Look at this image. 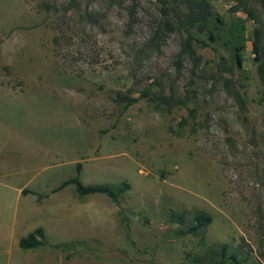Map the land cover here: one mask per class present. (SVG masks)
Segmentation results:
<instances>
[{"label":"rangeland","instance_id":"1","mask_svg":"<svg viewBox=\"0 0 264 264\" xmlns=\"http://www.w3.org/2000/svg\"><path fill=\"white\" fill-rule=\"evenodd\" d=\"M235 1H212L214 38L202 34L198 62L185 55L177 67L183 34L165 29L158 0H0V181L25 189L12 204L0 189L12 223L0 264H230L221 245L232 264H264V85L252 42L259 27L264 43V12L250 0L251 18ZM147 86L195 94L166 110L141 95ZM118 92L137 99L124 106ZM77 161L85 184L130 187L118 201L73 183L54 190ZM197 211L211 219L191 232ZM37 226L46 243L21 248Z\"/></svg>","mask_w":264,"mask_h":264},{"label":"trees","instance_id":"2","mask_svg":"<svg viewBox=\"0 0 264 264\" xmlns=\"http://www.w3.org/2000/svg\"><path fill=\"white\" fill-rule=\"evenodd\" d=\"M74 1V0H70ZM161 4V14L163 16L164 27L167 30H178L181 35L180 49L176 54V66L180 67L182 59L185 55L190 56L193 61L198 62L200 56L196 53L194 42L199 41L206 44L205 36L208 38H214V33L210 29V23L212 21L215 10L212 4L213 0H158ZM264 12V0H257ZM46 6L51 7L50 4L46 3ZM52 8V7H51ZM56 9V7H53ZM233 9L242 10L247 13L251 18H256L254 7L251 5L250 0H236L232 5ZM217 20H222L221 17L217 16ZM203 34V35H202ZM243 24L236 29V35L232 42L233 59L237 66L241 65L242 53L241 49L244 47V43L238 41V36L243 37ZM253 50L255 52V59L259 60L257 63V71L261 82L264 85V43L262 40V32L259 27L254 28ZM220 64L226 71L232 72V66L227 62L225 57H221ZM236 92L238 99L242 101L240 94ZM195 90L192 87L186 89V93L176 95L174 93L155 92L149 86L145 87L141 91L142 96H147L156 104H159L163 109L170 110L172 105H184L187 104L194 96ZM137 99L136 96L128 95L123 92L116 94V100L123 102L124 106L131 104ZM262 99L264 100V90L262 92ZM190 114L193 113V108H189ZM193 115V114H192ZM185 120V117H184ZM81 162L77 161L75 164V174L64 179L54 190H57L68 183H73L75 190L78 195L82 196L88 193H104L109 196L113 201H118L119 196L125 192L129 187L130 183L127 180H122L118 184H110L109 182L89 183L85 184L80 180ZM25 189H22L24 192ZM211 217L209 214L203 211L195 212L193 216V222L188 226V230L191 232L203 231L205 225L210 221ZM179 220H182L179 216ZM46 243L44 228L37 226L34 229L22 235L18 244L21 248H31L43 245ZM61 245V244H60ZM54 244V246H60ZM218 253L220 254V261L237 263V255L235 252H230L226 255V245H221ZM224 258V259H223ZM195 264H213L216 261L205 260L203 256H197L193 259Z\"/></svg>","mask_w":264,"mask_h":264},{"label":"crops","instance_id":"3","mask_svg":"<svg viewBox=\"0 0 264 264\" xmlns=\"http://www.w3.org/2000/svg\"><path fill=\"white\" fill-rule=\"evenodd\" d=\"M4 188L7 189V191L13 195V197H11L12 200L11 204L15 202L18 197L24 194L22 192L23 186H17L8 183L7 181H0V189H4ZM1 203H4V201H1ZM1 215L2 212H0V247L2 244L3 245L7 244L9 237L11 236V229H12V223L6 222L8 215L7 214H3L2 216Z\"/></svg>","mask_w":264,"mask_h":264}]
</instances>
